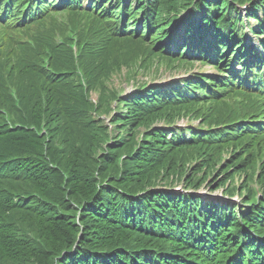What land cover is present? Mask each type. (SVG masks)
<instances>
[{"label": "trees", "instance_id": "16d2710c", "mask_svg": "<svg viewBox=\"0 0 264 264\" xmlns=\"http://www.w3.org/2000/svg\"><path fill=\"white\" fill-rule=\"evenodd\" d=\"M82 1H1L0 19L39 23L0 20V264H264V196L251 186L264 185V125L252 122L264 117V0H117L123 18ZM252 20L262 52L244 41ZM159 61L217 73L110 89L124 68ZM111 111L110 124L98 117ZM182 117L198 128L180 130ZM178 151L200 156L202 181L232 169L213 189L244 199L204 212L201 196L148 189Z\"/></svg>", "mask_w": 264, "mask_h": 264}, {"label": "rangeland", "instance_id": "374dc122", "mask_svg": "<svg viewBox=\"0 0 264 264\" xmlns=\"http://www.w3.org/2000/svg\"><path fill=\"white\" fill-rule=\"evenodd\" d=\"M132 1H133V4H135V1L137 0L135 1L132 0ZM86 5H89V2L87 4L86 3L84 4V6ZM133 7H136V6L133 5ZM185 9H181L182 11L180 15L184 14ZM240 12L243 13L244 15L246 14L245 9H242V11L240 10ZM170 15H172V12L168 14V16ZM257 25H258L257 22L252 21L250 22V25L245 29L246 43H250L251 42L250 38L253 36V34L250 32V28H255L257 27ZM170 29H171V32L169 35L170 37L168 36L169 38L166 41L167 44H170V43L172 44L174 40L176 39L177 35L179 37L184 36L186 32L183 26L177 29L175 28H170ZM252 42L256 43L257 45L260 44V40L257 38H254ZM171 49L176 50V48L174 47H172ZM258 51H262L261 47L258 48ZM262 54L264 56V52ZM190 66H192V64H189V63L186 64V61H182L179 64L175 63L172 65H168L164 61H159L154 64H151L149 69H140L134 72L131 71V69L124 68L120 74H117L111 78L109 86H110V89L112 90L114 89L115 90L117 89L118 91L121 90L122 95H124L125 93L129 92L131 89H136L138 85H141L144 83L149 84V86L158 85L159 87L163 88V87H169L175 82L176 83L182 82L186 78H188L190 75H193V74L204 73L208 75H215L217 73L216 70H214L212 67L208 65L195 64L192 68H190ZM98 96L99 94L97 92H93L92 94L93 103H97ZM122 109H126V108H122ZM111 113L112 111L107 115L100 114L98 115V117L103 118V119H110L111 117H107V116H110ZM199 123H200L199 120L191 121V118L189 117H182L181 119L177 120L176 124H178V127H180V130H186V132H188L193 127L198 128ZM107 124H110V123H107ZM122 131L124 132L125 129H122ZM187 137H189V133H187ZM226 151L227 150H225V152L222 153V157L224 159L230 158L231 156V150L229 149L228 152ZM220 155L221 153H218L216 154V157ZM199 158L200 156H198L197 154L193 152H192V155L189 154L188 152H182V151L175 152L166 160L164 164V165H173L175 169L170 170L171 172L170 175H167V176L165 175L166 176V179H164L165 181L162 180L163 178L161 174L159 178L157 174H154L152 176L153 182L151 183V186L148 187V189L159 187L162 189H169V191H173V192L181 191L185 194H190V195L195 194V195L201 196L202 204H203V206L201 207V210H203L204 212L208 207L206 205L211 202L213 203V205L218 204L219 206L222 205V203H224V209L227 208V206L228 208H231L234 204H240L242 199H244V196L246 195V193H244V196H239L236 194L230 197L224 192L225 187H220L219 189H213L214 187H216V185L219 182L221 181L223 182L225 181L226 178H229V177H226L225 174L228 175L230 171H232V169L226 170L222 174H221V171H213V173L211 174L209 173L207 178L204 181H202L206 168L202 163H198L197 160ZM202 161L207 163L208 160L204 159ZM216 167H218V165ZM244 175H245L244 173L236 174L234 178L230 180L229 183H227V186L231 182L232 189L237 191V189H239V187L244 183V180H245ZM186 176H189L191 180H194V183L196 182V187L191 186L190 183H188L191 180L190 181H188V179L186 180L185 179ZM258 176L259 175H257L256 178H258ZM150 181L147 180L144 182V184L147 185L150 183ZM188 185L190 187L186 189ZM251 186L253 188L255 187V190L257 191V194L260 198L264 196V191H263L264 185L262 183L261 184L254 183V184H251Z\"/></svg>", "mask_w": 264, "mask_h": 264}, {"label": "bare ground", "instance_id": "6f19581e", "mask_svg": "<svg viewBox=\"0 0 264 264\" xmlns=\"http://www.w3.org/2000/svg\"><path fill=\"white\" fill-rule=\"evenodd\" d=\"M138 73V72H137ZM187 189V188H186Z\"/></svg>", "mask_w": 264, "mask_h": 264}]
</instances>
